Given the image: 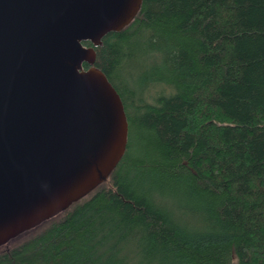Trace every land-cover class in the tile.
Masks as SVG:
<instances>
[{
	"label": "trees",
	"instance_id": "trees-1",
	"mask_svg": "<svg viewBox=\"0 0 264 264\" xmlns=\"http://www.w3.org/2000/svg\"><path fill=\"white\" fill-rule=\"evenodd\" d=\"M94 52L125 151L0 264H264V0H141Z\"/></svg>",
	"mask_w": 264,
	"mask_h": 264
},
{
	"label": "water",
	"instance_id": "water-1",
	"mask_svg": "<svg viewBox=\"0 0 264 264\" xmlns=\"http://www.w3.org/2000/svg\"><path fill=\"white\" fill-rule=\"evenodd\" d=\"M140 3L0 0V246L86 195L121 159L126 116L94 47Z\"/></svg>",
	"mask_w": 264,
	"mask_h": 264
},
{
	"label": "rangeland",
	"instance_id": "rangeland-1",
	"mask_svg": "<svg viewBox=\"0 0 264 264\" xmlns=\"http://www.w3.org/2000/svg\"><path fill=\"white\" fill-rule=\"evenodd\" d=\"M135 75H136V73H135Z\"/></svg>",
	"mask_w": 264,
	"mask_h": 264
}]
</instances>
